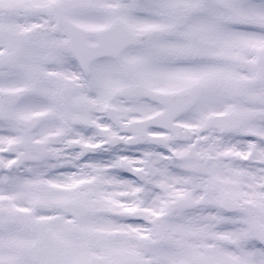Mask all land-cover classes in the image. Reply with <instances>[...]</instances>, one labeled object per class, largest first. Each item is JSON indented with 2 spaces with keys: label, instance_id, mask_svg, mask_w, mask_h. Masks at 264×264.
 Listing matches in <instances>:
<instances>
[{
  "label": "snow or ice",
  "instance_id": "obj_1",
  "mask_svg": "<svg viewBox=\"0 0 264 264\" xmlns=\"http://www.w3.org/2000/svg\"><path fill=\"white\" fill-rule=\"evenodd\" d=\"M0 264H264V0H0Z\"/></svg>",
  "mask_w": 264,
  "mask_h": 264
}]
</instances>
